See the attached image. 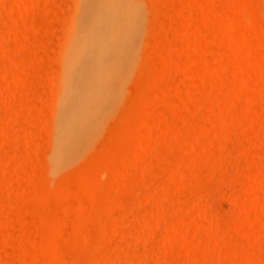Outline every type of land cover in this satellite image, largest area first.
Here are the masks:
<instances>
[{
    "label": "rangeland",
    "instance_id": "rangeland-1",
    "mask_svg": "<svg viewBox=\"0 0 264 264\" xmlns=\"http://www.w3.org/2000/svg\"><path fill=\"white\" fill-rule=\"evenodd\" d=\"M263 8L0 0V264H264Z\"/></svg>",
    "mask_w": 264,
    "mask_h": 264
},
{
    "label": "bare ground",
    "instance_id": "bare-ground-1",
    "mask_svg": "<svg viewBox=\"0 0 264 264\" xmlns=\"http://www.w3.org/2000/svg\"><path fill=\"white\" fill-rule=\"evenodd\" d=\"M264 1V0H263ZM262 4V3H261ZM263 5V4H262ZM260 8H262V6L260 5ZM263 10H264V8H263Z\"/></svg>",
    "mask_w": 264,
    "mask_h": 264
}]
</instances>
